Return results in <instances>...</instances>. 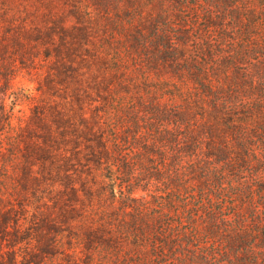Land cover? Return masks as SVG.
I'll list each match as a JSON object with an SVG mask.
<instances>
[{"label":"trees","instance_id":"16d2710c","mask_svg":"<svg viewBox=\"0 0 264 264\" xmlns=\"http://www.w3.org/2000/svg\"><path fill=\"white\" fill-rule=\"evenodd\" d=\"M75 20L44 79L51 221L8 264L58 257L74 227L108 264H264V0H89Z\"/></svg>","mask_w":264,"mask_h":264},{"label":"rangeland","instance_id":"374dc122","mask_svg":"<svg viewBox=\"0 0 264 264\" xmlns=\"http://www.w3.org/2000/svg\"><path fill=\"white\" fill-rule=\"evenodd\" d=\"M88 2L0 0V264H8L12 251H17L16 236L28 219L51 221L48 205L34 202L33 194L40 174L48 169L42 157L44 150H49L41 135L45 131L42 124L49 118L46 108L52 98L44 79L56 51L73 32L76 11L84 10ZM169 10L171 30L194 32L191 9ZM181 21H186L187 26L181 27ZM196 46L192 42L187 53L191 54ZM39 115L44 119L40 120ZM136 194L144 193L138 190ZM36 206L43 209L37 210ZM74 229L68 233L69 237L63 234L57 239L58 248L64 253L46 257L41 264H68L71 258L77 264L111 262L104 256L108 253L112 256L111 251L88 245L82 229ZM44 235L31 241L32 251H36L35 244H45L51 237L46 230Z\"/></svg>","mask_w":264,"mask_h":264}]
</instances>
